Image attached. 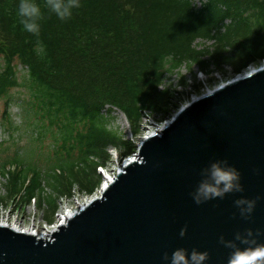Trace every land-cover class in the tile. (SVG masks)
Here are the masks:
<instances>
[{"label":"trees","instance_id":"16d2710c","mask_svg":"<svg viewBox=\"0 0 264 264\" xmlns=\"http://www.w3.org/2000/svg\"><path fill=\"white\" fill-rule=\"evenodd\" d=\"M19 2L0 0L1 125L11 137L22 127L28 142L4 154L0 175L9 200L20 207L34 199L46 216L74 185L94 192L110 148L121 158L135 152L110 125L112 108L135 138L144 113L157 122L169 115L168 74L182 67L220 73L228 65L240 73L264 58V0H207L200 9L192 0H80L66 20L35 0L44 16L39 36L24 31ZM201 41L211 46L198 48ZM10 103L19 109L18 125Z\"/></svg>","mask_w":264,"mask_h":264},{"label":"water","instance_id":"95a60500","mask_svg":"<svg viewBox=\"0 0 264 264\" xmlns=\"http://www.w3.org/2000/svg\"><path fill=\"white\" fill-rule=\"evenodd\" d=\"M215 160L240 172L243 191L197 205L190 194ZM242 197H259L248 219L234 204ZM246 229L264 243V67L181 107L49 238L0 226V264H168L164 253L177 248L207 251L204 264H227L231 250L219 237L234 240Z\"/></svg>","mask_w":264,"mask_h":264},{"label":"rangeland","instance_id":"374dc122","mask_svg":"<svg viewBox=\"0 0 264 264\" xmlns=\"http://www.w3.org/2000/svg\"><path fill=\"white\" fill-rule=\"evenodd\" d=\"M262 63L264 64V58L258 60V62L256 63L247 64V66L240 73L234 72L233 67H230L229 65L224 66L222 72H214L211 74H203L195 67L192 69V73H188L185 67H182L177 72L168 74L166 76V79L164 80V86L170 87V89L174 91V99L171 102V106H168L169 115L163 121L157 122L156 119L148 112L144 113V117L140 124L141 133L139 136L134 138L131 135L126 118L123 116V114L118 112V109L112 108L113 111L108 114L112 119L110 125L113 129L120 131L124 135L125 139L133 141L135 146L134 151L136 152V147L139 144L140 138L143 136L144 132L147 131V129L153 128V126H155L156 124H161L170 120L172 116L181 107L189 103L192 98L194 99L196 97H199L200 95L206 93V90L214 89L220 84L226 83L227 81L234 79L238 75H241L243 71L245 72L250 67L260 66ZM17 69L19 71L18 75L24 74V71L22 70V67L20 65H18ZM181 77L184 78L185 85L180 84ZM16 91L17 90H13L12 93L16 95ZM4 112L5 103L3 100H0V163L3 156L13 152L16 147L21 148L27 146L28 142V134L22 129V127L19 132L12 135V137L8 134L6 129L2 127L1 120L3 118ZM7 112L11 115L12 121H14L15 125L21 123L22 119L18 115L19 109L15 105H12L10 103ZM46 144L48 145L49 143L46 142ZM3 149H5L7 152L3 153ZM108 152L110 158L105 163V167L101 169V171L103 170L104 172L102 173V175L97 173L101 176V183L106 177L105 174H112L114 170L118 168L117 164L120 166L119 161L123 159V157H120V152L118 150L110 148ZM101 183H99L92 194L87 193L86 190L80 188L78 185H74L68 196H62L58 198L56 210L52 212L51 215L46 216L44 211L37 208L36 203L32 201L30 202V204L22 205L19 207L15 205V202L13 203L12 200H9L4 190V181L0 176V199H3L2 201H0V221H3L7 224L16 223L18 224V227L20 229H27L30 226L31 229H36L38 233H41L43 229L53 226L56 223V215L61 211H64L65 208L68 209L70 207H74L76 202H82L87 198L94 196V194L97 193L96 191Z\"/></svg>","mask_w":264,"mask_h":264},{"label":"clouds","instance_id":"9594fccd","mask_svg":"<svg viewBox=\"0 0 264 264\" xmlns=\"http://www.w3.org/2000/svg\"><path fill=\"white\" fill-rule=\"evenodd\" d=\"M45 4L47 9L60 20L70 18L73 9L81 6L80 0H45ZM17 15L24 31L39 36V22L44 19V16L41 7L35 3V0H20ZM36 51L41 59L47 55L42 43L38 42ZM200 175L201 179L190 194L197 205L217 198L223 199L229 193L243 191L240 183V172L234 166L229 165L227 160L212 161L201 170ZM256 199L242 197L234 201L241 217L248 219L251 216L256 205ZM185 233L186 228H182L179 235L183 237ZM258 235H260L259 230L256 232V236ZM235 241H239L245 247L241 248ZM219 243L231 250L227 264H264V243L257 242L251 229H246L243 235L237 232L234 240H225L224 236L221 235ZM208 258L209 253L207 251L192 249L189 252L184 248L173 250L171 256L166 252L162 257L168 264H204Z\"/></svg>","mask_w":264,"mask_h":264},{"label":"bare ground","instance_id":"6f19581e","mask_svg":"<svg viewBox=\"0 0 264 264\" xmlns=\"http://www.w3.org/2000/svg\"><path fill=\"white\" fill-rule=\"evenodd\" d=\"M260 67H264V64L262 63L260 66L250 67L248 70H246L245 72H243V74L239 75V77H242V76L247 75V74H249L251 72H254L257 69H259ZM222 84H224V83H222ZM222 84H220V85H222ZM217 87H215L214 89H216ZM214 89H210V90L206 91V93L211 92ZM206 93H204V94H206ZM163 125H164V123L161 124V125H155V126H153V128L147 129V131L144 132L143 136L141 138L139 137L140 140L143 139L144 137H151V136L155 135L157 133V131L160 130ZM135 156H136V154L134 153V154H132V155H130L128 157H125V158L121 159L119 161L120 162V166L117 164L118 168L115 169L112 174H110V173L109 174H105L106 177L104 178V176H103L104 181H102L101 185L99 186V188L96 191L97 193H95L93 197L94 198L95 197L96 198H99L102 195V192H103V189L105 188V186H107L114 179V177H116V175H117L118 172H122L123 171V168L130 161H134L135 160ZM91 197L88 198V199H86V200H84V201H82V202H79V203L76 202L75 205H74V207H70L68 209L65 208L64 211H61L60 213H58L56 215V223L52 227L50 226V227H47L46 229H43L41 233H38L36 231V229L35 230L34 229H31L30 226L27 229H20L18 227V224H16V223L7 224V223H5L3 221H0V226L8 227V228H10L12 230H16V231H18L20 233L34 235V236H37L39 238H44V239L45 238H49L50 235L53 233V231L57 230V227H58L59 224L60 225L61 224H64L65 225L66 222H67V220L70 219L76 212H78L85 205H88L89 204V201H91V199L93 198V197L92 198ZM75 208H76L75 211L72 210V209H75ZM33 232H35V233H33Z\"/></svg>","mask_w":264,"mask_h":264},{"label":"built area","instance_id":"2783aa9c","mask_svg":"<svg viewBox=\"0 0 264 264\" xmlns=\"http://www.w3.org/2000/svg\"><path fill=\"white\" fill-rule=\"evenodd\" d=\"M206 1H207V0H192V4H193V6H194L196 9H200V8L206 3ZM197 42H199V41H197ZM200 44H201V45H199L198 48H200V47H202V46H205V45H206V46H211V42H206V43H205V42L201 41ZM2 180L5 181L4 178H2ZM87 199H88V198H87ZM78 203H79V202H78ZM72 210L75 211L76 208H75V209H72ZM51 227H52V226H51Z\"/></svg>","mask_w":264,"mask_h":264}]
</instances>
